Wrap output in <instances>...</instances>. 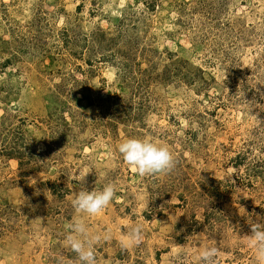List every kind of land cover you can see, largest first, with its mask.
<instances>
[{
    "label": "rangeland",
    "instance_id": "rangeland-1",
    "mask_svg": "<svg viewBox=\"0 0 264 264\" xmlns=\"http://www.w3.org/2000/svg\"><path fill=\"white\" fill-rule=\"evenodd\" d=\"M131 136L175 169L134 173L117 151ZM83 178L116 187L80 215L110 235L97 264H199L208 245L256 264L242 236L264 224V0H0V264H74ZM137 223L143 243L122 249Z\"/></svg>",
    "mask_w": 264,
    "mask_h": 264
},
{
    "label": "clouds",
    "instance_id": "clouds-1",
    "mask_svg": "<svg viewBox=\"0 0 264 264\" xmlns=\"http://www.w3.org/2000/svg\"><path fill=\"white\" fill-rule=\"evenodd\" d=\"M117 151L123 162L141 177L167 175L176 167L173 151L168 146L146 137L131 136L123 139L117 144ZM84 178L79 181L80 188L70 201L77 215L67 225L63 244L75 254L74 264H97L95 247L102 239H110V235L105 234L102 237L100 234H92L80 215H96L103 211L114 199L116 187L113 182H107L101 188L95 187L89 191L84 186ZM249 225L250 232L242 236V239L254 251L256 264H264V224L254 221ZM143 235V225L137 223L129 228L119 243L122 249L139 246L143 243ZM201 235L202 233L197 236ZM219 255L220 249L217 246H205L199 251V264H217ZM55 260L56 264H65L62 257H56Z\"/></svg>",
    "mask_w": 264,
    "mask_h": 264
}]
</instances>
